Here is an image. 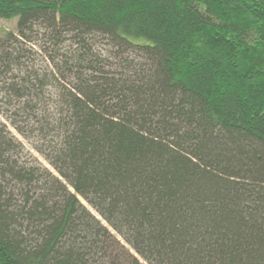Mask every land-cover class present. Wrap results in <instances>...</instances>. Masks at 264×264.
<instances>
[{"label": "trees", "instance_id": "16d2710c", "mask_svg": "<svg viewBox=\"0 0 264 264\" xmlns=\"http://www.w3.org/2000/svg\"><path fill=\"white\" fill-rule=\"evenodd\" d=\"M15 18L0 264H264V0H0Z\"/></svg>", "mask_w": 264, "mask_h": 264}, {"label": "rangeland", "instance_id": "374dc122", "mask_svg": "<svg viewBox=\"0 0 264 264\" xmlns=\"http://www.w3.org/2000/svg\"><path fill=\"white\" fill-rule=\"evenodd\" d=\"M18 33V19L15 18V19H8V20H0V42L5 40L9 34H17ZM43 37L41 36L40 37V40H42ZM135 41L137 42H140V43H148V40L146 39H134ZM23 46V49L25 51H28L25 53V55L27 56L26 58H29L31 63L29 64V61L28 59H26V63L29 64L30 66H32V69H46V64H45V61H44V53H42L41 50H39V47H35L34 48L24 42L22 44ZM64 47L66 49H68L70 47V44L69 43H66L64 45ZM31 49L34 51V52H31L30 55H28L31 51ZM104 49H107V52L109 51V47L106 46V48ZM12 131L16 134V136L21 139L20 136H18V134L12 129ZM40 160L46 165L48 166V164L41 158L39 157ZM49 167V166H48ZM50 168V167H49Z\"/></svg>", "mask_w": 264, "mask_h": 264}]
</instances>
